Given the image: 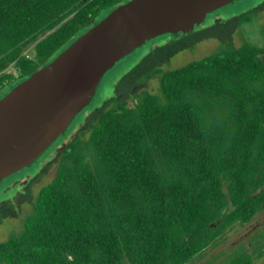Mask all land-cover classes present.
<instances>
[{
    "label": "trees",
    "instance_id": "trees-1",
    "mask_svg": "<svg viewBox=\"0 0 264 264\" xmlns=\"http://www.w3.org/2000/svg\"><path fill=\"white\" fill-rule=\"evenodd\" d=\"M129 1L0 0V99ZM252 14L189 35L183 51L221 43L182 67L158 66L176 53L159 46L132 81L157 77V92L120 83L72 130L54 179L0 242V264H190L264 212V25L261 45L229 37ZM249 244L220 264H255L264 231Z\"/></svg>",
    "mask_w": 264,
    "mask_h": 264
},
{
    "label": "water",
    "instance_id": "water-1",
    "mask_svg": "<svg viewBox=\"0 0 264 264\" xmlns=\"http://www.w3.org/2000/svg\"><path fill=\"white\" fill-rule=\"evenodd\" d=\"M263 1L131 0L113 10L0 99V201L56 155L68 134L108 99L119 78L166 43L165 34L205 27Z\"/></svg>",
    "mask_w": 264,
    "mask_h": 264
},
{
    "label": "rangeland",
    "instance_id": "rangeland-1",
    "mask_svg": "<svg viewBox=\"0 0 264 264\" xmlns=\"http://www.w3.org/2000/svg\"><path fill=\"white\" fill-rule=\"evenodd\" d=\"M248 13H253L252 14L254 15L252 16L253 21L249 24H244L241 27L236 26L234 30L230 32L229 37L231 38V41L236 47H239L244 41L257 43L259 45L263 43L262 40L263 37L260 31H261V27L264 25V1L262 3L260 2L256 6L240 14H234L223 20L229 21L231 19H234L235 17L238 18ZM214 24L215 23H212L210 25L203 27L204 30L201 32L220 33V29H216L213 26ZM224 27L225 26H221V29L223 31H224ZM193 42L194 41H192V37L190 36L188 39H184V40L182 39V40L170 42L173 43L171 45L168 44L167 42L159 45L160 48L162 46H166V48H168L166 50H170V52H176L173 55V57L176 56L177 54L179 55H177L171 60L172 64L167 65L168 61H166L167 63L161 61V63L158 64V66L167 70H172L182 67L189 61L191 62L193 60H198L200 58L209 55L212 52L214 53L215 51H217L218 46L221 43V40L217 38H206L205 40L198 42L193 50L186 49V52L182 53L184 47L192 45ZM156 48L151 50L146 56L145 55L142 56L122 78H119V80L114 86L113 91L111 92V94L109 95L106 101H108L115 95H118L117 87L120 86V83L121 85H124L125 87L124 90L125 89L129 90L128 92L131 93L133 91L137 93L142 89L150 92H157L158 89L157 77L150 79L145 84L143 83L140 85L138 84L135 85L134 84L135 82H132L137 77L138 79H140V77L143 78V69L140 72H137L136 74H135V69L137 68L138 65L142 64L144 60L152 56V52L156 50ZM29 50L30 51L27 53L31 55V52L33 50L31 48ZM133 72H134V76L132 77V79H130L131 77L128 78L129 75H131V73ZM127 99L129 100L130 98ZM106 101H104L96 109H100L106 103ZM134 102L135 101H130V100L128 101L130 106L134 105ZM56 156L57 154L51 160H49L21 189H19L16 193H14L11 197L6 199L5 201H0V242L5 241L12 232H17L21 230L22 220L24 216L28 215L32 211L33 202L35 201L38 192L45 185H47V183H50L56 175V168L58 167V160ZM24 188L28 190L26 192L27 195H25V192L23 194ZM15 205L16 207L18 206L19 209L17 216H11V217L8 216L10 211L16 210ZM262 231H264V212L260 213L255 218V220H252L251 222L244 225H237L232 230H229L219 241H217L215 244L209 247L199 257H197L195 262L190 264H220L227 258L228 255H231L240 246L242 245L250 246L249 242H251ZM255 264H264V257L262 259L257 260Z\"/></svg>",
    "mask_w": 264,
    "mask_h": 264
},
{
    "label": "flooded vegetation",
    "instance_id": "flooded-vegetation-1",
    "mask_svg": "<svg viewBox=\"0 0 264 264\" xmlns=\"http://www.w3.org/2000/svg\"><path fill=\"white\" fill-rule=\"evenodd\" d=\"M219 22V21H218ZM218 22H216L213 26L214 27H216V25L218 24ZM204 29H203V27L201 26V24H198V25H195V27L192 29V30H190V31H188V32H183V33H181V34H179V35H174V34H168L169 36H168V40L166 41L168 44L170 43V42H173V41H177V40H184V39H188V36L189 35H194V34H199L201 31H203ZM184 52H186V50H184V51H182V53H184ZM177 55H179V54H177ZM176 55V56H177ZM176 56H174V57H176ZM174 57H172L169 61H168V63H167V65H170V64H172V59L174 58ZM171 61V62H170ZM79 127H81V126H79ZM78 131V130H77ZM76 131V132H77ZM74 132V131H73ZM75 132V133H76ZM67 143V141L65 140L64 142H63V144H66ZM28 190L26 189V188H24V190H23V194H24V192H25V195H27L26 194V192H27ZM15 209L17 210L18 209V206L16 207V205H15ZM19 212V209L16 211V213H18Z\"/></svg>",
    "mask_w": 264,
    "mask_h": 264
}]
</instances>
